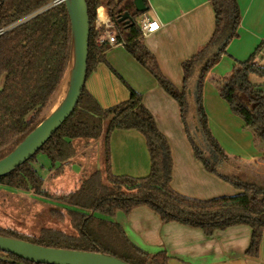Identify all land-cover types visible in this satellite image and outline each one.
Here are the masks:
<instances>
[{
  "label": "trees",
  "instance_id": "obj_1",
  "mask_svg": "<svg viewBox=\"0 0 264 264\" xmlns=\"http://www.w3.org/2000/svg\"><path fill=\"white\" fill-rule=\"evenodd\" d=\"M54 1L0 0V28L43 8L27 21L0 34V159L11 153L46 118L67 80L72 49L71 19L65 2L54 4ZM211 1L216 17L215 32L206 47L183 63L185 84L179 90L163 76L155 56L142 44L143 35L137 19L143 13L136 9L134 0H86L90 17L86 78L97 63L107 61L105 53L109 46L106 41L97 42L94 30L97 8L103 5L108 9L118 41L123 42L127 51L178 101L196 157L206 169L239 191L209 199L176 191L170 184L169 145L159 132L152 113L144 106L142 94L130 87L127 100L104 108L85 84L74 111L49 140L29 160L0 176V184L32 190L41 197L60 202L63 208L53 206L50 212L58 219L67 215L75 232L42 227L38 235H28L0 226L1 235L56 248L104 252L131 264H170L165 250L150 253L139 247L115 219L119 210L128 214L146 205L158 213L164 223L175 221L200 228L209 236L217 230L247 225L252 231L246 254L259 256L264 240V180L262 183L248 181L234 173L220 171L219 163L230 156L212 133L203 103L205 79L226 53L229 43L240 35L242 13L238 0ZM126 13L132 18L121 21ZM263 48L264 38L245 60L236 61L229 76L215 83L232 112L244 120L256 141L264 146V87L251 81L252 75L264 77V63L257 60ZM198 66L194 90L196 138L189 127L188 88ZM116 128H135L146 136L152 157V171L148 176L113 173L110 135ZM98 140L104 145L105 170L91 172L68 192L44 186L45 179L34 164L39 154L51 160L49 170H54L51 176L57 178L72 166L78 153ZM0 264L44 263L4 253Z\"/></svg>",
  "mask_w": 264,
  "mask_h": 264
},
{
  "label": "crops",
  "instance_id": "obj_2",
  "mask_svg": "<svg viewBox=\"0 0 264 264\" xmlns=\"http://www.w3.org/2000/svg\"><path fill=\"white\" fill-rule=\"evenodd\" d=\"M238 3L242 13L240 35L229 43L226 53L208 73L203 87V103L212 133L226 153L246 163L243 165L250 169L251 174L264 176L263 144L256 141L244 120L232 112L215 83L217 79L229 76L236 61L245 60L264 38V0H238ZM148 5L147 15L160 26L143 37L142 44L155 56L163 76L182 90L185 84L183 63L206 47L215 32L212 1L148 0ZM262 52L264 50L257 60L264 63ZM105 57L107 61L97 63L87 77V90L104 108L127 100L131 94L130 87L142 94L144 106L152 113L159 132L170 148L171 186L182 194L200 199L237 193L239 189L210 172L196 157L178 101L160 86L146 66L127 51L124 43L109 47ZM251 81L264 86V77L256 82L251 78ZM196 82L195 77L189 81L188 102L195 99ZM190 106L195 117V108L192 103ZM96 143L100 140L89 147ZM110 150L114 174L144 177L151 173L148 140L141 131L135 128L114 129L110 135ZM43 155L48 160L41 154L39 160L43 166L50 168L51 160ZM81 156L73 159L71 174L65 170L66 178L84 172L81 160L84 157ZM69 182L58 180L55 186L68 188ZM59 187L63 190L62 186ZM115 219L124 227L128 238L139 247L150 253L165 250L170 256V264H264V240L259 256L246 254L252 231L247 225L217 230L209 236L200 228L175 221L164 223L160 215L146 205L128 214L119 210Z\"/></svg>",
  "mask_w": 264,
  "mask_h": 264
},
{
  "label": "water",
  "instance_id": "obj_3",
  "mask_svg": "<svg viewBox=\"0 0 264 264\" xmlns=\"http://www.w3.org/2000/svg\"><path fill=\"white\" fill-rule=\"evenodd\" d=\"M56 2H65L71 19V60L67 80L62 90L63 92L66 89L65 96L11 153L0 159V176L8 174L29 160L49 140L74 111L86 83L90 34L87 2L86 0H56ZM134 3L139 12L148 11L146 0H134ZM131 18L130 14L126 13L121 17V21ZM0 251L44 264H131L104 252L44 246L1 234Z\"/></svg>",
  "mask_w": 264,
  "mask_h": 264
},
{
  "label": "rangeland",
  "instance_id": "obj_4",
  "mask_svg": "<svg viewBox=\"0 0 264 264\" xmlns=\"http://www.w3.org/2000/svg\"><path fill=\"white\" fill-rule=\"evenodd\" d=\"M263 50L264 48L262 49V51ZM262 53L264 54V52ZM199 66L195 68L192 79H194V77L197 78L199 74ZM251 78L256 82L260 77H258L257 75H252ZM65 92L66 89H64V91L61 93L57 101L58 104L63 100ZM195 102V99H193V101L189 100L188 119L190 122V131L194 133L196 138H198V134L197 132H195L198 129L194 128L195 117H193L192 115V113H194V109H192L190 106L192 103V106H194L193 108H195ZM82 154L83 156H81ZM41 156H43V158H46L43 154H41ZM78 156L84 157V159L81 160H83L84 162L83 164L85 166V170L81 175H72V177L68 178H66L68 175H65V172L64 174L59 175L57 178H52L51 174L54 170H49L48 167L43 166L42 162L39 160V157H37V161H35L34 164L39 168L40 173L45 179L44 186L46 188L52 189L53 191H60L59 188L61 187L59 186L63 187L64 185L55 186V184L58 180L64 179L66 181H70L69 183H71L68 188L63 187L62 191L68 192L79 186L83 177L89 175L91 172L97 169L105 170V154L103 142L96 143L91 147L83 149L82 152L78 153ZM208 156L211 157L209 153ZM46 160L48 159L46 158ZM220 163L218 165V168L226 173H234L235 175L245 180L255 181L258 183H262V181L264 180V176L251 174L252 172L250 171V169H248L246 165H243L246 163L241 162L234 157H230L228 160L221 161ZM66 169L69 171V174H71L70 172H73L71 166H68ZM53 206L63 208V205H61L60 202H57L55 200L51 201L49 199L41 197L34 193L32 190L24 191L0 184V226L9 227L28 235H38L42 227H54L74 233L75 230L73 229L70 223V219L67 215L64 216L63 219H58L56 216L51 214L50 210ZM62 210L64 211V209ZM4 253L5 252L0 251V257L4 256Z\"/></svg>",
  "mask_w": 264,
  "mask_h": 264
},
{
  "label": "built area",
  "instance_id": "obj_5",
  "mask_svg": "<svg viewBox=\"0 0 264 264\" xmlns=\"http://www.w3.org/2000/svg\"><path fill=\"white\" fill-rule=\"evenodd\" d=\"M56 0L54 1V4H56ZM103 6V5H100ZM104 8L107 9V7L103 6ZM43 8L23 17L22 19L18 20L17 22H14L6 27L0 28V34L6 32L7 30H10L11 28L15 27L21 22L27 21L31 17L35 16L37 13L41 12ZM108 13V9H107ZM109 17V13H108ZM110 18V17H109ZM137 22L140 26V29L142 31L143 37L149 36L152 32L157 30L160 26V24L156 21H151L150 17L147 15V13H143L138 19ZM153 25H156L154 28ZM115 26L111 22V20H107L106 22H101L98 18H96L95 25H94V30L97 34V42L102 43V42H107L109 47H114L119 44H121L120 41H118L116 37V32H115Z\"/></svg>",
  "mask_w": 264,
  "mask_h": 264
},
{
  "label": "clouds",
  "instance_id": "obj_6",
  "mask_svg": "<svg viewBox=\"0 0 264 264\" xmlns=\"http://www.w3.org/2000/svg\"><path fill=\"white\" fill-rule=\"evenodd\" d=\"M97 18L101 22H106L107 20H109L110 18L108 17L107 9L104 8L103 6H99L97 8Z\"/></svg>",
  "mask_w": 264,
  "mask_h": 264
},
{
  "label": "bare ground",
  "instance_id": "obj_7",
  "mask_svg": "<svg viewBox=\"0 0 264 264\" xmlns=\"http://www.w3.org/2000/svg\"><path fill=\"white\" fill-rule=\"evenodd\" d=\"M148 9H149V7H148ZM142 13H146V11L145 12H142Z\"/></svg>",
  "mask_w": 264,
  "mask_h": 264
},
{
  "label": "snow or ice",
  "instance_id": "obj_8",
  "mask_svg": "<svg viewBox=\"0 0 264 264\" xmlns=\"http://www.w3.org/2000/svg\"><path fill=\"white\" fill-rule=\"evenodd\" d=\"M153 27L155 28V27H156V25H153Z\"/></svg>",
  "mask_w": 264,
  "mask_h": 264
}]
</instances>
